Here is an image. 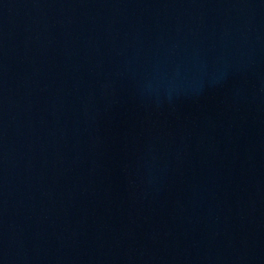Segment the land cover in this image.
Here are the masks:
<instances>
[{
  "label": "water",
  "instance_id": "water-1",
  "mask_svg": "<svg viewBox=\"0 0 264 264\" xmlns=\"http://www.w3.org/2000/svg\"><path fill=\"white\" fill-rule=\"evenodd\" d=\"M264 98V0H127Z\"/></svg>",
  "mask_w": 264,
  "mask_h": 264
}]
</instances>
